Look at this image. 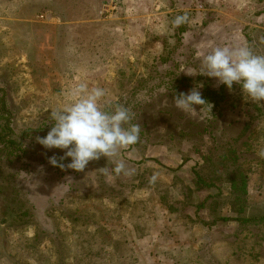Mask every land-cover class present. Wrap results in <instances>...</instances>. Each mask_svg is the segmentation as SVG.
<instances>
[{
	"label": "rangeland",
	"instance_id": "1",
	"mask_svg": "<svg viewBox=\"0 0 264 264\" xmlns=\"http://www.w3.org/2000/svg\"><path fill=\"white\" fill-rule=\"evenodd\" d=\"M224 46L264 56V0H0V112L16 142L0 146V264H264V223L233 221L264 216V103L200 75ZM80 84L140 133L77 172L36 138ZM200 85L223 100L174 106Z\"/></svg>",
	"mask_w": 264,
	"mask_h": 264
},
{
	"label": "clouds",
	"instance_id": "2",
	"mask_svg": "<svg viewBox=\"0 0 264 264\" xmlns=\"http://www.w3.org/2000/svg\"><path fill=\"white\" fill-rule=\"evenodd\" d=\"M187 20V14L177 16L174 24L178 27ZM200 75L214 78L218 85L229 90L236 84L250 101L264 103V56L255 55L247 46L216 47L204 55ZM200 87L192 88L187 94H174V106L183 112H198L196 106L208 104L198 90ZM104 95L101 88L89 90L80 84L71 90L73 102L69 106L51 110L52 126L36 142L45 149L64 153L59 161L56 157L49 159L52 166L81 172L90 161L114 156L118 149L137 143L140 127H125L130 115L122 106L111 112L102 110L100 102ZM65 159L70 160L67 165L62 163ZM124 169V164L119 163L114 171L119 174Z\"/></svg>",
	"mask_w": 264,
	"mask_h": 264
},
{
	"label": "trees",
	"instance_id": "3",
	"mask_svg": "<svg viewBox=\"0 0 264 264\" xmlns=\"http://www.w3.org/2000/svg\"><path fill=\"white\" fill-rule=\"evenodd\" d=\"M222 93H223L222 88L220 89V91L216 92V91H212L205 87L202 90L201 95L206 100L207 103L218 105L223 100ZM1 101H2L1 103L2 111L0 112V121H2L3 123L0 125V146L6 147V148H8V146L15 147L16 142L10 138V134L12 133V131L9 127V118H8L9 114L4 108L5 105H4L3 100ZM195 177H196L197 185H201V187L204 186L206 188L213 187V186H207V184L204 182V179L199 174H195ZM229 185H230L232 193L236 195L234 201H232L231 203L232 207H234L232 212L239 216L240 214L243 213L244 211L243 208L246 205V202L244 200L247 195L246 178L242 174L240 175L236 174L234 180L231 181L230 179ZM233 221L240 223V224H244V223L261 224V223H264V216L254 217V218H251L250 220H247V218L238 217Z\"/></svg>",
	"mask_w": 264,
	"mask_h": 264
}]
</instances>
